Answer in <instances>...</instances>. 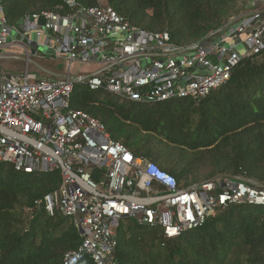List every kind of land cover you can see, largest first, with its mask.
<instances>
[{
	"label": "built area",
	"instance_id": "obj_1",
	"mask_svg": "<svg viewBox=\"0 0 264 264\" xmlns=\"http://www.w3.org/2000/svg\"><path fill=\"white\" fill-rule=\"evenodd\" d=\"M247 1L262 7L180 46L167 31L133 27L112 6L76 8L74 0H67L68 13L36 12L14 27L0 0V60L22 54L26 61L23 71L0 69V162L16 171L59 173L60 186L47 196V209L58 208L83 236L64 264H74L82 251L96 264H118L117 228L125 219L159 225L174 238L203 225L219 207L264 206V186L242 176L181 188L173 174L113 139L98 118L71 106L78 83L137 103L210 94L231 78L242 58L264 49V0ZM44 53L100 67L88 75L70 68L31 80V58Z\"/></svg>",
	"mask_w": 264,
	"mask_h": 264
},
{
	"label": "trees",
	"instance_id": "obj_2",
	"mask_svg": "<svg viewBox=\"0 0 264 264\" xmlns=\"http://www.w3.org/2000/svg\"><path fill=\"white\" fill-rule=\"evenodd\" d=\"M76 8L102 0H74ZM133 27L167 31L190 46L246 12L247 0H105ZM8 23L19 27L44 10L71 11L67 0H2ZM75 89L71 106L102 121L113 139L157 163L188 189L219 176H242L264 186V49L242 58L231 78L201 97L163 103L98 98ZM112 96L111 93L108 94ZM0 162V264H64L83 236L47 196L60 186L57 171L27 173ZM158 187V185H154ZM159 189V188H158ZM164 191V189H161ZM118 264H264V206L219 207L198 228L167 238L161 226L125 219L117 228Z\"/></svg>",
	"mask_w": 264,
	"mask_h": 264
},
{
	"label": "rangeland",
	"instance_id": "obj_3",
	"mask_svg": "<svg viewBox=\"0 0 264 264\" xmlns=\"http://www.w3.org/2000/svg\"><path fill=\"white\" fill-rule=\"evenodd\" d=\"M102 5H107L105 0H102ZM17 58L18 59L15 60H8V59L0 60V67H2L5 70H14L18 72L23 71L26 65L25 57L22 54H18ZM99 67L100 65L98 64H86L80 62H73L70 64V61L64 58L52 59L49 56H46V54L44 53L40 56H32L29 71L31 76L32 75L36 76L35 78L31 79L34 80L36 78H47V77L54 78L57 77V75H62V74L64 75L69 72L70 68L72 74L88 75L94 72ZM86 86L88 87L86 83H78L77 89H83ZM108 94L109 92L107 90H102L99 94H97V96L100 99L111 98V100H115L117 98V96L115 95L109 96ZM126 104L129 105L130 103L127 102ZM166 104H167L166 102H163L162 107H165ZM11 168L12 167L8 165L6 167V170L8 171ZM252 181L260 184L258 181L255 180Z\"/></svg>",
	"mask_w": 264,
	"mask_h": 264
},
{
	"label": "water",
	"instance_id": "obj_4",
	"mask_svg": "<svg viewBox=\"0 0 264 264\" xmlns=\"http://www.w3.org/2000/svg\"><path fill=\"white\" fill-rule=\"evenodd\" d=\"M225 27L221 28L224 29ZM74 264H96L92 254L88 251H82L80 257Z\"/></svg>",
	"mask_w": 264,
	"mask_h": 264
},
{
	"label": "crops",
	"instance_id": "obj_5",
	"mask_svg": "<svg viewBox=\"0 0 264 264\" xmlns=\"http://www.w3.org/2000/svg\"><path fill=\"white\" fill-rule=\"evenodd\" d=\"M259 7H261V5H260L259 3H257V2H252V3H251V2H250V5H249L248 10H247L246 12H243L242 14H240V15L234 17L233 19H231L230 22H233L234 20L238 19L239 17L244 16V15H246V14L252 12L254 9H257V8H259ZM0 69L5 70V69H3L2 67H0ZM6 71H8V70H6ZM9 71H11V70H9Z\"/></svg>",
	"mask_w": 264,
	"mask_h": 264
},
{
	"label": "snow or ice",
	"instance_id": "obj_6",
	"mask_svg": "<svg viewBox=\"0 0 264 264\" xmlns=\"http://www.w3.org/2000/svg\"><path fill=\"white\" fill-rule=\"evenodd\" d=\"M223 199V198H222ZM124 211H127V209H124ZM175 232V229H169V233L172 234Z\"/></svg>",
	"mask_w": 264,
	"mask_h": 264
}]
</instances>
